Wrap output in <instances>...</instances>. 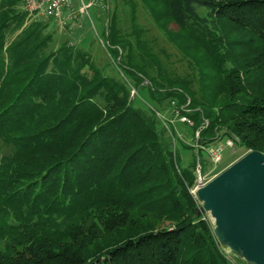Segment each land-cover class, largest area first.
Here are the masks:
<instances>
[{"label":"trees","instance_id":"trees-1","mask_svg":"<svg viewBox=\"0 0 264 264\" xmlns=\"http://www.w3.org/2000/svg\"><path fill=\"white\" fill-rule=\"evenodd\" d=\"M141 1L190 74L167 72L132 0L133 40L114 15L101 29L124 77L69 41L50 48L49 21L8 42L24 13L0 0V264H232L190 188L211 144L264 154V0Z\"/></svg>","mask_w":264,"mask_h":264},{"label":"rangeland","instance_id":"rangeland-1","mask_svg":"<svg viewBox=\"0 0 264 264\" xmlns=\"http://www.w3.org/2000/svg\"><path fill=\"white\" fill-rule=\"evenodd\" d=\"M87 1V0H84ZM73 3H78L80 5V0H72ZM135 6V16L136 22L139 27L143 30L142 40L146 45L151 48L152 52L162 61L163 66L166 68L167 72L172 75L183 76L185 74H190L191 69L189 68L187 59L179 52V50L171 43L165 36L164 31H162L153 21L150 13L147 8L144 6L141 0H132ZM13 10L21 11L24 13V19L21 26L17 29L11 27L8 28L6 32L7 41L14 40L21 30L32 23L37 21H49L51 30L54 32L53 41L50 44V48L57 47L63 41H69L74 45H77L81 49L85 50L90 57L104 69V72L108 75L118 77L120 74L124 77L121 71H118L115 65L118 64V58L114 61L106 50V41L102 37L101 29L102 26L107 25V22L110 16L114 15L116 19L117 29L119 34L123 37H128L133 40V36L129 35L130 29V5L127 0H105L99 3L94 4L89 7L87 13L77 12L75 17L65 19L66 24H63V27H60L62 23L58 22L54 18H46L44 16H32L29 15L23 8L21 0H16V3L13 5ZM202 8L199 9V12H202ZM77 18V19H76ZM76 19L74 24L71 22ZM80 25V27L78 26ZM69 26H71L69 28ZM168 28L171 31L177 30V25L175 23H169ZM122 55H125V51H122ZM120 72V73H119ZM153 73V72H150ZM192 88L195 90L197 84H193ZM131 94H135V91H131ZM144 101H147L146 97H143ZM135 104H138L137 100ZM170 113L168 108L161 111V114L157 112V115L163 120V123H169L174 126L176 139L187 143L189 145L194 144L192 130L187 125L180 124L182 116L179 114ZM179 119V120H178ZM182 121V120H181ZM197 135V132H195ZM225 140V139H224ZM224 140L219 142L224 144ZM12 151L10 146L5 145L0 140V159ZM205 152L201 151V157H205ZM247 152L239 146L234 144L231 147L224 146L222 153V160L216 166L210 164L208 157L207 168L204 172H201L205 180H210L220 172H222L229 165L237 161ZM184 161L188 163L190 160L191 153L184 151ZM196 179L195 185L190 188V193L197 199L195 194V186L197 185V168L195 170ZM198 200V199H197ZM199 206L201 202L198 200ZM205 218L208 220L211 228H214L213 219L210 216L208 211L203 212ZM214 232V231H213ZM215 235V234H214ZM216 237V236H215ZM217 239V238H216ZM218 245L225 254L228 261L232 264H250L239 254L232 251L228 246L219 243Z\"/></svg>","mask_w":264,"mask_h":264},{"label":"water","instance_id":"water-1","mask_svg":"<svg viewBox=\"0 0 264 264\" xmlns=\"http://www.w3.org/2000/svg\"><path fill=\"white\" fill-rule=\"evenodd\" d=\"M195 194L208 211L219 243L250 264H264V154L249 151Z\"/></svg>","mask_w":264,"mask_h":264},{"label":"built area","instance_id":"built-area-1","mask_svg":"<svg viewBox=\"0 0 264 264\" xmlns=\"http://www.w3.org/2000/svg\"><path fill=\"white\" fill-rule=\"evenodd\" d=\"M103 0H80V5L77 8L79 13H87L89 7L93 6L96 3L102 2ZM24 10L32 16H44L46 18H54L58 22L62 23L63 20L75 17V11L73 7L72 0H21ZM134 91V90H133ZM171 104H174L171 102ZM178 114L177 110H173ZM159 116V115H158ZM182 121H187L185 117L181 118ZM234 145L233 141L230 139H225L224 144L221 145L220 142L211 144L205 149L209 161L213 166H216L222 160V153L224 146L231 147ZM197 187L204 185L207 180L202 176L200 172L199 165L197 166ZM194 190V191H195Z\"/></svg>","mask_w":264,"mask_h":264},{"label":"crops","instance_id":"crops-1","mask_svg":"<svg viewBox=\"0 0 264 264\" xmlns=\"http://www.w3.org/2000/svg\"><path fill=\"white\" fill-rule=\"evenodd\" d=\"M73 3V2H72ZM78 6H79V4L78 3H73V7H74V11H75V16H76V14H77V8H78ZM72 19V18H71ZM77 19V18H76ZM76 19H74L72 22H71V24H74L75 22V20ZM63 24H66V22H65V20H64V22L60 25V27H63ZM76 24V23H75ZM79 27H80V25H78ZM71 26H69V28H70Z\"/></svg>","mask_w":264,"mask_h":264}]
</instances>
